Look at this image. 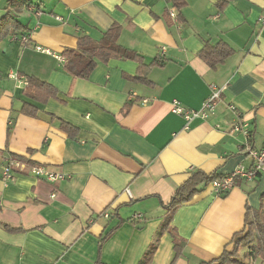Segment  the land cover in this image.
Instances as JSON below:
<instances>
[{
	"label": "crops",
	"instance_id": "crops-1",
	"mask_svg": "<svg viewBox=\"0 0 264 264\" xmlns=\"http://www.w3.org/2000/svg\"><path fill=\"white\" fill-rule=\"evenodd\" d=\"M182 2L178 9L173 0H32L18 8L0 0V19L11 12L26 26L0 46V264H138L165 222L164 205L192 172L252 166L248 140L234 126L247 124L250 147H264V0ZM114 23L122 46L146 62L164 60L151 68L152 84L127 78L139 68L131 59L97 60L87 77L65 69V49L84 34L99 41ZM220 41L234 53L211 68L199 53ZM29 76L58 95L26 97ZM213 84L223 92L208 118L187 122L172 112L175 100L199 110ZM25 101L38 105L35 116L21 112ZM50 115L78 127L77 136ZM11 154L66 177L49 181L27 169L4 181ZM262 201L264 172L237 178L225 195L199 185L173 216L187 240L183 253L165 232L151 264L218 258L245 228L248 207Z\"/></svg>",
	"mask_w": 264,
	"mask_h": 264
},
{
	"label": "trees",
	"instance_id": "trees-1",
	"mask_svg": "<svg viewBox=\"0 0 264 264\" xmlns=\"http://www.w3.org/2000/svg\"><path fill=\"white\" fill-rule=\"evenodd\" d=\"M173 1L178 9L183 7L182 0ZM31 5L32 0H10V6L18 8ZM25 29L26 26L17 19L13 13L7 12V14L0 19V46L8 37L22 33ZM121 31V25L114 23L104 32L103 37L99 41L94 40L89 35H81L78 38L77 48H67L61 53L62 57L65 59V69L77 77H87L95 68L97 60L108 62L113 58L131 59L139 62V68L135 75H128L127 78L144 84H152V81L148 78V74L151 68L162 65L164 60L156 57L150 60V62H146L145 58L138 51L122 46L119 43ZM233 53L234 49L228 45V43L220 41L216 44H205L199 56L207 62L211 68H216L223 64ZM58 93L59 90L53 84L35 76L28 77L24 90L26 97L37 102H47L50 98H55ZM131 104L132 103L128 104L127 110ZM38 111V105L27 101H25L21 110V112L32 116H35ZM50 117L53 120H57L59 127L66 131L69 136L76 137L79 133V128L75 125L54 115H50ZM1 153L0 151V155ZM11 157L30 164L23 156L11 154ZM224 176L226 175H221L216 172L206 173L202 170L192 172L190 177L178 187L172 200L164 205L167 210L165 222L160 227L155 240L138 264L152 263L161 236L165 232H170L172 235L176 255L179 256L183 253L187 240L181 237L177 229L172 225L176 210L185 202L191 200L193 195L198 192L199 185L211 184L214 180L223 178ZM111 232L112 231L106 234L101 240L100 250ZM231 243L232 247L230 249L226 247L218 258L211 261H203L201 264H250L248 261L249 258L252 259L254 263L260 260L261 264H264V201H262L259 208L254 209L248 207L245 228L234 235ZM241 249L245 250L244 255L240 254Z\"/></svg>",
	"mask_w": 264,
	"mask_h": 264
},
{
	"label": "built area",
	"instance_id": "built-area-1",
	"mask_svg": "<svg viewBox=\"0 0 264 264\" xmlns=\"http://www.w3.org/2000/svg\"><path fill=\"white\" fill-rule=\"evenodd\" d=\"M172 17L176 18V13L174 10L171 11ZM22 41L28 42L29 39L27 37H23ZM40 51L49 52L48 49H43L42 47H37ZM165 50V49H163ZM60 60H65L62 56H59ZM15 76V75H12ZM17 77V76H16ZM19 77V76H18ZM24 84H27V81H24ZM223 92V88L219 87L216 84L211 85V93L209 97L204 101L202 107L199 110L189 109L181 105V103L175 100L172 103V112L184 117L187 122L195 118H208L211 113H213L217 107L218 101ZM235 109L234 107H232ZM234 130L237 132H242L244 136L247 138V148L249 149V155L252 159V166L247 167L246 165H240L233 173L224 176L223 178L216 179L211 183L213 190L217 194H226L229 192L231 187L234 185L237 178H245L248 180L255 179L259 174L264 172V147L261 149H255L250 147V139L252 133L247 124L236 125L234 126ZM29 170L33 175L39 178H44L49 181H56L60 179H65V175L63 173L54 172L42 165H30L22 160L15 159L13 157H9L6 159L5 164L3 166V180L10 181L14 179L16 173L18 171ZM105 217H109L108 213H105ZM143 216H135V218H142Z\"/></svg>",
	"mask_w": 264,
	"mask_h": 264
},
{
	"label": "rangeland",
	"instance_id": "rangeland-1",
	"mask_svg": "<svg viewBox=\"0 0 264 264\" xmlns=\"http://www.w3.org/2000/svg\"><path fill=\"white\" fill-rule=\"evenodd\" d=\"M244 253H245V250H244V249H243V250L241 249V250H240V254H241V255H244ZM247 260H248V259H247ZM248 261H249L250 264H261V261H260V260H258L256 263H254L253 260L249 258Z\"/></svg>",
	"mask_w": 264,
	"mask_h": 264
}]
</instances>
